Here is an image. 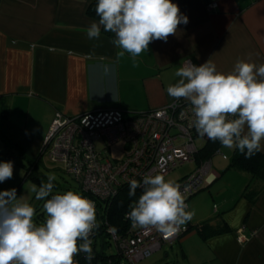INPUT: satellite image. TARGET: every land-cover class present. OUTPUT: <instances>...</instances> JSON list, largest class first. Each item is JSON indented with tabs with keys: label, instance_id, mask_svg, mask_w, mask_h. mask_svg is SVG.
<instances>
[{
	"label": "crops",
	"instance_id": "1",
	"mask_svg": "<svg viewBox=\"0 0 264 264\" xmlns=\"http://www.w3.org/2000/svg\"><path fill=\"white\" fill-rule=\"evenodd\" d=\"M91 1L0 0V149L10 158L23 156L27 170L38 169L57 111L157 109L174 101L167 88L187 60L199 66L210 59L223 73L238 60L264 63V0H173L189 22L166 42H151L135 67L129 54L117 55L114 33L88 39L86 29L98 21L88 14ZM234 151L217 155L223 163L212 157L217 178L202 189L208 202L202 205L199 192L190 198L189 223L207 222L209 235L194 227L182 234L174 242L181 248L176 264H264V172L256 177L232 167ZM10 185L11 179L0 183ZM240 229L256 234L240 243Z\"/></svg>",
	"mask_w": 264,
	"mask_h": 264
},
{
	"label": "clouds",
	"instance_id": "2",
	"mask_svg": "<svg viewBox=\"0 0 264 264\" xmlns=\"http://www.w3.org/2000/svg\"><path fill=\"white\" fill-rule=\"evenodd\" d=\"M95 13L99 19L86 29L88 39L98 40L102 30L114 33L112 43L121 49L117 55L129 54L134 67L151 42H166L189 22L173 0H96ZM175 75L179 79L167 94L192 105L200 136L238 149L245 158L264 151V63L238 60L223 73L210 59L199 66L187 60ZM13 166L0 162V183L12 178ZM54 180L49 175L47 183L31 189L47 214L39 225L33 220L35 208L21 202L15 188L0 191V264H74L79 253L93 259L91 236L99 226L95 204L71 190L52 194ZM138 188L142 194L126 214L133 227L170 235L192 219L179 186L162 174L129 181L128 195L135 196Z\"/></svg>",
	"mask_w": 264,
	"mask_h": 264
},
{
	"label": "built area",
	"instance_id": "3",
	"mask_svg": "<svg viewBox=\"0 0 264 264\" xmlns=\"http://www.w3.org/2000/svg\"><path fill=\"white\" fill-rule=\"evenodd\" d=\"M208 6L216 8L217 3ZM194 119L192 105L184 99L157 109L129 113L120 109H95L67 116L57 111L41 154L74 177L95 207L94 197L101 201L111 200L122 185L133 179L142 181L143 176L156 174L165 177L179 165L195 162V169L175 182L189 210V199L217 178L212 171V158L201 157L210 139L197 133ZM96 136L104 139L102 149L97 146ZM120 141L125 142L126 149L124 156L117 158L112 155L111 147ZM216 153H222L221 149ZM190 227L187 222L177 232L167 235L155 228L133 227L131 223L125 234L113 229L109 232L118 243L122 263L136 264L164 244L176 242ZM97 231L98 228L94 229L92 241ZM255 234L247 235L240 229L237 240L243 243ZM73 260L74 264H79L78 255ZM107 264L114 262L109 260Z\"/></svg>",
	"mask_w": 264,
	"mask_h": 264
},
{
	"label": "rangeland",
	"instance_id": "4",
	"mask_svg": "<svg viewBox=\"0 0 264 264\" xmlns=\"http://www.w3.org/2000/svg\"><path fill=\"white\" fill-rule=\"evenodd\" d=\"M95 141L99 149H102L105 142L102 136H96ZM125 142L120 141L114 144L111 147V153L114 157L122 158L125 154ZM222 150V149H221ZM228 148L223 147L222 151H227ZM234 151V148L232 149ZM221 154V153H219ZM216 154L214 157V162L219 164L220 162L223 163L225 160H219L220 156ZM235 154V151L233 152ZM12 161L13 162V176L11 179V185L8 186L6 189L4 187H0V191L10 190L15 188L17 197L21 198V202H28L33 205L35 208V215L33 220L36 224H42L47 217L45 210L43 209L44 201H37L35 200V194L31 191L33 185L39 187L41 183H47L49 175L55 177L53 181L54 189L52 194H63L66 191H74L80 193L79 182L66 173L63 170V167L59 164H55L51 162L48 156H42V160L38 166L37 170H33L34 172L31 175H27V167L29 166V162L23 156H17L14 158H10L6 156L5 151L3 148L0 149V162ZM196 167L195 162H186L182 165H179L174 170L169 172L166 176V180H172L174 183L184 179L187 175H189ZM27 175V176H26ZM37 177L40 178V181L37 180ZM216 181V182H215ZM215 184L218 180H215ZM208 190L200 191L197 196L199 200L202 202V205L206 204L208 200L205 199ZM195 197V196H193ZM50 198V197H49ZM195 198H192L189 203L192 205V202ZM208 207V206H207ZM205 211V209H202ZM201 211V210H200ZM111 242V241H110ZM112 243V242H111ZM108 250L110 252L116 251L115 245H111ZM165 250H167L170 255L167 257L165 256ZM181 252L180 245L178 243H174V245L164 244L162 249L154 252L149 257L142 259L136 264H161L164 260L166 264H176L177 262V253ZM154 260V261H153Z\"/></svg>",
	"mask_w": 264,
	"mask_h": 264
},
{
	"label": "trees",
	"instance_id": "5",
	"mask_svg": "<svg viewBox=\"0 0 264 264\" xmlns=\"http://www.w3.org/2000/svg\"><path fill=\"white\" fill-rule=\"evenodd\" d=\"M95 7L96 0H92L88 6V14L98 18L95 13ZM221 147L222 145L219 143V141L213 142L210 140L207 144V147L201 154V157L204 159L212 158L217 154L216 150L218 148L222 149ZM231 166L248 170L252 172L254 176L259 177L264 172V155L259 152L250 158H245V156L240 153L238 149H236V154L233 158ZM33 170V166L28 168L27 175H31V173L34 172ZM37 180L40 181V178L37 177ZM79 188L80 193L86 197V193L82 190V186L80 184ZM128 192L129 183H126L119 188L118 193L111 200L101 201L99 198L94 197L97 203L95 211L99 226L97 231L98 235L93 238L91 245L93 250V259L89 262L85 258V253H79V264H107L109 260H112L114 264H123L121 260L123 255H121L118 243L113 239L109 229H113L121 235L128 232V229L131 226V221L126 218V214L131 210V205L138 200L139 196L142 194V190L138 188L136 190V195L132 197L128 195ZM256 194L257 193L254 192H245V195L253 200L256 198ZM207 224V222L195 226L190 224V229L193 227L196 228L206 238L209 235L206 232ZM113 244L115 245L116 251L110 252L108 248Z\"/></svg>",
	"mask_w": 264,
	"mask_h": 264
}]
</instances>
